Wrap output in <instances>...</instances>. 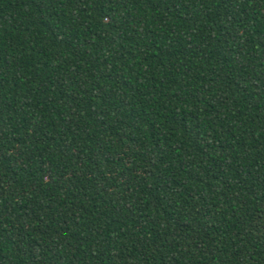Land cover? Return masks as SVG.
<instances>
[{
  "label": "trees",
  "instance_id": "obj_1",
  "mask_svg": "<svg viewBox=\"0 0 264 264\" xmlns=\"http://www.w3.org/2000/svg\"><path fill=\"white\" fill-rule=\"evenodd\" d=\"M0 264H264V0H0Z\"/></svg>",
  "mask_w": 264,
  "mask_h": 264
}]
</instances>
